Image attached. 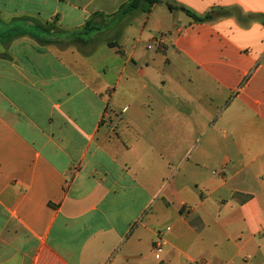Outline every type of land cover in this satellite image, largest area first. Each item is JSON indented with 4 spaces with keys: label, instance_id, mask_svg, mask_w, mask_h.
<instances>
[{
    "label": "crops",
    "instance_id": "obj_1",
    "mask_svg": "<svg viewBox=\"0 0 264 264\" xmlns=\"http://www.w3.org/2000/svg\"><path fill=\"white\" fill-rule=\"evenodd\" d=\"M130 1L0 0V264H264V0Z\"/></svg>",
    "mask_w": 264,
    "mask_h": 264
},
{
    "label": "trees",
    "instance_id": "obj_2",
    "mask_svg": "<svg viewBox=\"0 0 264 264\" xmlns=\"http://www.w3.org/2000/svg\"><path fill=\"white\" fill-rule=\"evenodd\" d=\"M158 0H131L130 2L126 3L125 5H123L120 9L121 13H130L133 11H143V12H149L152 8V6L157 2ZM191 16L194 17L195 20H201L200 18H198L197 16L193 15L192 13L188 12ZM88 24L87 23V29L88 28Z\"/></svg>",
    "mask_w": 264,
    "mask_h": 264
},
{
    "label": "built area",
    "instance_id": "obj_3",
    "mask_svg": "<svg viewBox=\"0 0 264 264\" xmlns=\"http://www.w3.org/2000/svg\"><path fill=\"white\" fill-rule=\"evenodd\" d=\"M162 249V243H161V241L159 240V241H157L156 243H155V250L156 251H160Z\"/></svg>",
    "mask_w": 264,
    "mask_h": 264
}]
</instances>
